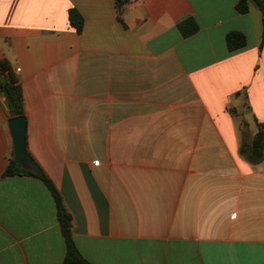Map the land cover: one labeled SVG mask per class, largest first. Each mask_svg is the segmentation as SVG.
<instances>
[{"label":"crops","instance_id":"1","mask_svg":"<svg viewBox=\"0 0 264 264\" xmlns=\"http://www.w3.org/2000/svg\"><path fill=\"white\" fill-rule=\"evenodd\" d=\"M240 1L0 0L28 153L91 264H264V156L247 153L264 122V14ZM234 31L247 45L231 52ZM11 118L0 93V264H63L50 190L4 176Z\"/></svg>","mask_w":264,"mask_h":264},{"label":"trees","instance_id":"2","mask_svg":"<svg viewBox=\"0 0 264 264\" xmlns=\"http://www.w3.org/2000/svg\"><path fill=\"white\" fill-rule=\"evenodd\" d=\"M256 2L264 14V0H253ZM250 0H241L237 5V10L242 13H248L250 10ZM70 23L82 31L84 25L83 17L74 9L70 10ZM179 28L184 36L194 34L198 30V25L195 21H188L179 25ZM264 37V33H263ZM227 45L231 52L244 48L247 45V38L242 32L234 31L227 35ZM263 43L261 44V48ZM0 93L6 98L11 117L22 116L24 111V98L18 78L7 61H0ZM245 152V149H243ZM249 159L253 162H259L264 156V122L258 123V132L256 133L250 151L247 152ZM27 175L40 179L50 190L56 206L58 221L62 230L63 237L66 243V257L63 264H91L79 252L72 233V217L66 210L62 196L56 188L53 181L43 171V169L34 160V169L26 170L20 166L15 159H11L4 176Z\"/></svg>","mask_w":264,"mask_h":264},{"label":"water","instance_id":"3","mask_svg":"<svg viewBox=\"0 0 264 264\" xmlns=\"http://www.w3.org/2000/svg\"><path fill=\"white\" fill-rule=\"evenodd\" d=\"M9 129L14 144V159L26 170L34 169V160L28 153L26 135L27 119L24 115L12 117L9 120Z\"/></svg>","mask_w":264,"mask_h":264},{"label":"rangeland","instance_id":"4","mask_svg":"<svg viewBox=\"0 0 264 264\" xmlns=\"http://www.w3.org/2000/svg\"><path fill=\"white\" fill-rule=\"evenodd\" d=\"M244 123V122H243Z\"/></svg>","mask_w":264,"mask_h":264}]
</instances>
